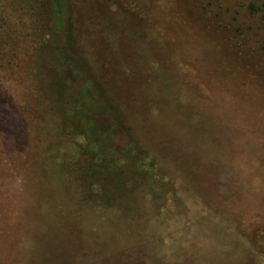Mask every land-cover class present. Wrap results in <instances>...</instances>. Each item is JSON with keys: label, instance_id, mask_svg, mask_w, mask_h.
Returning <instances> with one entry per match:
<instances>
[{"label": "rangeland", "instance_id": "1", "mask_svg": "<svg viewBox=\"0 0 264 264\" xmlns=\"http://www.w3.org/2000/svg\"><path fill=\"white\" fill-rule=\"evenodd\" d=\"M72 5L68 72L44 2L0 0V264H264V0ZM65 73L162 173L85 181L99 157L65 126Z\"/></svg>", "mask_w": 264, "mask_h": 264}, {"label": "trees", "instance_id": "2", "mask_svg": "<svg viewBox=\"0 0 264 264\" xmlns=\"http://www.w3.org/2000/svg\"><path fill=\"white\" fill-rule=\"evenodd\" d=\"M41 1L44 2L45 9L43 11L45 34L52 41L66 38L55 55L58 54L64 69L72 72L76 66H80L76 49L78 39L72 37L75 17L73 0ZM51 54L49 47L43 52L44 58ZM65 74L54 79L55 85L63 88V93L60 91L62 95L59 92V96L67 106L63 107V115L67 117L65 126L67 130L72 129L73 137H86L87 141L95 146L99 157L95 159L88 156L85 181L97 180V184L103 189L106 188V184L109 183L110 186L112 183L117 189L127 185V182H131V185L134 183L143 185L155 174L162 173L163 169L154 170L155 163L142 151L139 143L131 139L132 136L126 130L124 122L116 114L115 106L99 83L90 77L76 90L70 87L72 84ZM112 118L115 120L113 123ZM122 132L126 133L129 139L123 147L117 143Z\"/></svg>", "mask_w": 264, "mask_h": 264}]
</instances>
